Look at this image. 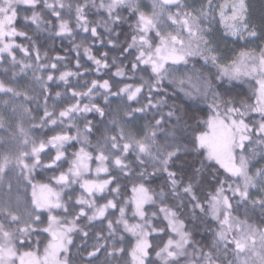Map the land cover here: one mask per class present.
Here are the masks:
<instances>
[{"label": "snow or ice", "instance_id": "6c2138e0", "mask_svg": "<svg viewBox=\"0 0 264 264\" xmlns=\"http://www.w3.org/2000/svg\"><path fill=\"white\" fill-rule=\"evenodd\" d=\"M0 264H264V11L0 0Z\"/></svg>", "mask_w": 264, "mask_h": 264}, {"label": "trees", "instance_id": "16d2710c", "mask_svg": "<svg viewBox=\"0 0 264 264\" xmlns=\"http://www.w3.org/2000/svg\"><path fill=\"white\" fill-rule=\"evenodd\" d=\"M253 5L254 15L258 18L262 11H264V0H251Z\"/></svg>", "mask_w": 264, "mask_h": 264}]
</instances>
